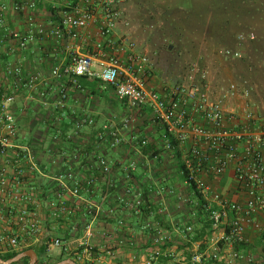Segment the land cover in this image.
Returning <instances> with one entry per match:
<instances>
[{
  "label": "crops",
  "instance_id": "0c3cea01",
  "mask_svg": "<svg viewBox=\"0 0 264 264\" xmlns=\"http://www.w3.org/2000/svg\"><path fill=\"white\" fill-rule=\"evenodd\" d=\"M2 1L9 7L19 1L35 3V10L28 11L27 15L9 9L5 19L8 30L25 32L27 16H32L35 27L47 32L46 37L38 36L22 51L16 50L10 41L0 44V89L7 87L4 71L9 63L19 62L23 66V83L31 74L39 76L35 90L22 87L12 106L17 129L14 144L29 148L37 159L36 169L22 182V189L26 192L33 188L37 195V205L30 206V209L37 214L40 233L26 240L25 248L33 247L37 254L53 238L77 247L84 238V225L90 224L93 237L89 244L93 247L96 264H144L154 249L153 240L159 231L171 236V243L163 248L172 251L175 258L163 256L153 264H191L190 257L208 249L213 232L211 228L205 229L202 238L196 236L200 238L199 241H191L194 231L202 229L203 222L195 204L181 203L192 192L184 185L180 160L162 147L165 130L156 121L151 109L145 107L134 113L125 102L116 100L109 87L103 88L97 79L91 77L78 79L81 90L67 85L65 108L61 111L55 107L58 82L51 76L52 68L70 63L75 56L88 55L94 60L92 69L98 71L97 44L105 46V40L97 34L95 22L79 31L76 39L68 33L61 39L51 36L50 31L59 21V9L80 0ZM116 1L123 18L130 23L129 27L119 23L113 30L111 38L117 43L132 41L134 28L138 27L140 31L145 29L150 25L147 16L152 14L161 17L163 23L158 22V28L164 24V17L167 16L179 29L184 28L186 39H201V53L205 55L225 47L237 49L235 42L242 40L239 33L247 27H252L250 29L256 32L262 31L260 35H264V22L255 23V19L249 17L251 12L247 13L254 8L250 0ZM95 10L96 15L100 16L102 9L97 5ZM135 11L146 17L142 21L139 19L138 24L131 18V13ZM191 21L198 27H187L186 24ZM1 33L0 29V36ZM243 37L247 39L248 35ZM135 49L143 54L138 51L137 45ZM237 50L241 52L240 48ZM126 57L127 52L119 55L124 67ZM237 66L233 64L234 76L238 72ZM242 78V75L239 76L232 84L247 85L241 84ZM250 82L249 97L246 99L239 94L227 99L225 111L235 115L238 122L243 120L246 113H252L257 124L255 131H258L264 129V80L259 76L254 83L253 79ZM147 90L153 91L151 88ZM156 91L160 93L159 89ZM81 118H92L95 125L78 128L77 121ZM127 118H131L132 122L129 128H124ZM54 119L57 121L54 122ZM107 122L114 123L121 130L125 142L118 148L111 149L97 141L101 126ZM198 124L204 125V122ZM132 137H136V140H131ZM139 140H147L148 145L141 147ZM98 157L109 163L111 171L106 176L98 169ZM5 161V157H0V167L7 166ZM132 162L137 164V168L127 173L125 168ZM233 166H229L222 179L204 177L211 191L224 193L231 200L242 202L244 197L235 187ZM68 173L81 181L92 179L90 192L82 193L80 197L72 196L73 181L67 178ZM134 193H139L143 198L139 209L119 202L121 197H125L131 204L135 199ZM56 199L66 202L72 210L71 216L53 218L49 204ZM11 203L9 200L8 207ZM6 226L5 223L0 224V230L6 229ZM187 226L193 228L191 234L183 232ZM246 233L250 243L240 249L253 256L251 264H264V211L254 216ZM47 252L51 258L62 251L50 249ZM46 261L50 263L51 259ZM38 262L39 258L36 264Z\"/></svg>",
  "mask_w": 264,
  "mask_h": 264
},
{
  "label": "built area",
  "instance_id": "2783aa9c",
  "mask_svg": "<svg viewBox=\"0 0 264 264\" xmlns=\"http://www.w3.org/2000/svg\"><path fill=\"white\" fill-rule=\"evenodd\" d=\"M97 5L102 9L100 16L95 13ZM9 9L27 15L28 11L35 10V3L19 1L9 7L0 0V44L10 41L16 50L22 51L38 36H47L44 29L35 27L32 16H27L25 32L8 30L5 19ZM58 18V23L50 31L53 38L61 39L68 33L71 38L76 39L79 31L95 22L97 34L105 40V46L97 44L98 71L92 69L94 60L88 55L75 56L70 63L52 68L51 76L58 82L56 109L62 111L65 108L67 85L82 89L78 83L81 77L97 79L103 88L109 87L116 100L125 102L134 113L145 107L151 109L156 121L165 130L162 137L163 149L172 156L176 155V148L182 153L181 174L184 185L192 193L189 198L182 199L181 203L201 207L211 223L213 234L208 249L193 255L190 263L251 264L253 256L244 253L240 247L250 243L246 233L247 226L253 223L257 213L264 211V129L255 131L256 119L250 112L238 122L235 115H229L225 111L227 99L239 94L247 99L248 92L240 93L238 86L231 84L218 98L213 99L206 86L204 73L200 75L201 84H177L164 87L160 93L147 90L141 81L149 65L147 55L138 53L136 44L132 41L117 43L111 38L119 23L130 26L129 21L123 18L116 0H80L79 3L59 9ZM243 38L240 36V39ZM247 39L254 40V34L248 35ZM124 52H127L125 67L119 58ZM219 54L227 59L241 58L239 52L229 49L220 50ZM196 71L198 72L197 69ZM4 72L7 87L0 91V157L6 158L7 166L0 167V224L5 223L7 226L0 230V253L24 249L26 240L35 238L40 233L37 214L30 209V206L37 205V195L33 188L26 192L22 189V182L36 169L37 159L29 148L14 144L17 129L12 111L18 91L22 87L34 91L39 76L31 74L23 83V66L19 62L7 64ZM41 96H44L43 93ZM131 122V118H127L124 128H129ZM198 122H204V125ZM86 125L93 126L95 121L92 118L77 121L78 128ZM131 140L135 141L136 137ZM97 141L111 149L118 148L125 142L121 130L111 122L101 126ZM138 143L141 147L148 145L147 140H139ZM97 163L103 175L110 173L109 163L104 158L98 157ZM230 165H234L235 187L243 193L242 202L233 201L224 193L211 191L204 177L222 179ZM136 168L137 164L132 162L125 170L132 173ZM67 178L73 181L72 196L80 197L82 193L90 192L92 179L81 181L75 179L72 173H68ZM134 198L131 204L125 197H121L119 202L139 209L143 198L139 193H134ZM9 200L12 203L8 207ZM49 206L55 219L72 215V210L63 200L56 199ZM120 225L123 223L120 222ZM83 228L84 238L77 247L73 248L68 242L53 238L46 243L47 251L59 249L74 255L77 264H96L93 247L89 244L93 237L91 225L85 224ZM183 232L191 234L193 228L187 226ZM171 241L168 233L157 232L153 240L154 249L144 264H153L163 256L174 259V253L163 248Z\"/></svg>",
  "mask_w": 264,
  "mask_h": 264
},
{
  "label": "rangeland",
  "instance_id": "374dc122",
  "mask_svg": "<svg viewBox=\"0 0 264 264\" xmlns=\"http://www.w3.org/2000/svg\"><path fill=\"white\" fill-rule=\"evenodd\" d=\"M131 18L135 24H138L139 19L142 21L146 17L135 11L131 13ZM147 19L150 25L141 31L138 27L134 28L131 38L136 43L138 51L149 58L147 72L145 76L141 77V81L145 87L147 86V89L151 88L157 92L158 89L161 91L164 87L177 84H201L200 75L204 73L205 83L214 99L234 83L232 81L246 74L239 61L234 62L233 59L224 58L219 54V51L209 55L202 54L201 39H186L187 32H184V28L179 29V26L168 20L167 16L164 17V24L160 28L157 27L158 22H162L160 16L152 14V16H147ZM188 23L186 26L189 28L198 27L193 21ZM239 53L241 58L244 57L242 49ZM235 63L238 64L236 76H234L235 69L233 70ZM258 65L260 69H264L262 64ZM204 68L205 70H202ZM260 76L264 78V70H261ZM59 254H53L50 263Z\"/></svg>",
  "mask_w": 264,
  "mask_h": 264
},
{
  "label": "trees",
  "instance_id": "16d2710c",
  "mask_svg": "<svg viewBox=\"0 0 264 264\" xmlns=\"http://www.w3.org/2000/svg\"><path fill=\"white\" fill-rule=\"evenodd\" d=\"M250 1L254 5V8L252 11H249V12L247 11V13H249V14L251 12V15H249V17L251 16V18L253 20L255 19L254 20L255 23L264 22V0H250ZM250 28H252V27H247L246 29L242 30V32L239 34H241L240 36L254 34V36H255L254 40L251 41L249 39H242V40L238 39L235 42L237 49L240 48L244 52V57H242L240 59H236V60L239 61V64L244 67L245 72H246V74L242 78L241 84H247L245 86H243V85L240 86L237 84L236 85L238 86L240 93L247 91L248 94H250L249 87H250V84H252V82H250L251 79H253V83H254L256 78H258L260 76L261 70H264V69H260L259 65H258V64H262V66H264V35H262V34L260 35V33H262V31L257 30V32H256V30L254 31L253 29H250ZM223 49L224 50L229 49V50H233L235 52H239V50H237V49H232V48H228V47L222 48V50ZM262 68H264V67H262ZM261 79L264 80V78H262V77H261ZM0 91H3V89H0ZM56 121L57 120L54 119V122H56ZM53 126L55 127L56 125H53ZM176 156L181 162L182 153L177 148H176ZM180 168L183 169V166ZM37 191L40 194V191L39 190H37ZM200 205H201V203H200ZM197 213H198V216L201 217V219H202L201 222H203V227L201 230L194 231V233L192 235V240H191L194 242H197L200 240V238L196 237V236L201 237L202 235H205V229L207 230V229L211 228V223L208 220V215L205 214V212L201 209V207L197 208ZM206 233L208 234L209 232H206ZM31 249H34V248L28 247V248L19 249L16 251L3 252V253H0V259L3 261H8V260L14 258L15 256H17L18 254L25 252L27 250H31ZM37 256L39 258L38 264H56V263H59V262L66 260V259H71V260L75 261L74 255H72V254L69 255V254H66L62 251V252H60V254L56 258H54V260H52L51 263H49L46 261L47 259L50 258L46 248H43L41 251H37ZM190 258H189V260H190ZM28 261H29L28 258H24L21 261L14 263V264H28Z\"/></svg>",
  "mask_w": 264,
  "mask_h": 264
},
{
  "label": "water",
  "instance_id": "95a60500",
  "mask_svg": "<svg viewBox=\"0 0 264 264\" xmlns=\"http://www.w3.org/2000/svg\"><path fill=\"white\" fill-rule=\"evenodd\" d=\"M24 258L29 259L28 264H36L37 259H38L35 251L31 249V250H27L25 252L18 254L17 256H15L14 258H12L8 261H3L0 259V264H14V263L21 261ZM56 264H77V263L71 259H66V260L59 262V263H56Z\"/></svg>",
  "mask_w": 264,
  "mask_h": 264
}]
</instances>
